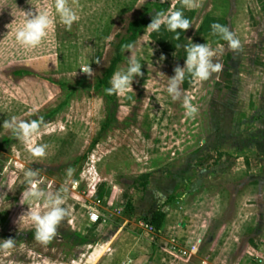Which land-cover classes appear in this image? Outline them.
I'll list each match as a JSON object with an SVG mask.
<instances>
[{"label": "rangeland", "instance_id": "374dc122", "mask_svg": "<svg viewBox=\"0 0 264 264\" xmlns=\"http://www.w3.org/2000/svg\"><path fill=\"white\" fill-rule=\"evenodd\" d=\"M69 3L79 16L71 30L54 0H0V138L10 137L0 143V240L16 244L11 256H0L3 264H95L102 254L97 264H264V11L257 0H201L194 10L181 0ZM165 3V13L177 5L193 12L183 38L207 43L223 71L203 82L192 78L173 101L168 77L184 62L145 29L131 44L143 72L134 92L95 89L126 23L151 18ZM29 10L55 17L36 48L15 40ZM205 17L234 31L242 51L202 34ZM128 55L114 72L127 67ZM84 64L92 77L80 70ZM19 69L28 73L15 74ZM184 96L198 109L194 117L186 115ZM13 116L43 119L36 142L48 145L45 157L32 156L2 127ZM5 169L21 178L38 170L42 189L67 190L70 215L47 245L28 236L33 229H17L27 206L19 204L23 186L8 191ZM157 208L165 217L155 231L146 220Z\"/></svg>", "mask_w": 264, "mask_h": 264}, {"label": "clouds", "instance_id": "9594fccd", "mask_svg": "<svg viewBox=\"0 0 264 264\" xmlns=\"http://www.w3.org/2000/svg\"><path fill=\"white\" fill-rule=\"evenodd\" d=\"M75 2L76 0H72L73 4ZM181 4L182 8L194 10L201 6V0H181ZM54 10L60 23L68 30H71L73 23L79 20V16L69 0H54ZM22 12L24 22L16 29L15 40L26 48H36L48 35L49 29L54 27L55 17L47 10ZM9 26L10 24L7 25L8 28ZM162 26L168 31L176 33V39H179V32L187 31L192 27V24L184 16L182 10H171L167 13L161 11L152 16L146 29L149 32L159 31ZM211 29L213 35H218L220 39L227 42V48L230 51L234 53L242 51L243 46L240 39L228 26L213 23ZM184 47L186 52L184 66H176L174 75L168 77L166 91L173 101H178L183 96L181 85L186 75L203 82L209 80L213 74L221 73L224 69L222 63L214 62L213 58L216 53L207 43L191 42ZM125 49L130 53L127 67L114 72L110 80L111 86L105 89L108 95H124L128 92H134V79L143 76L142 64L136 56L134 46L129 44L125 46ZM164 59L165 57L162 55L160 60L163 61ZM95 62L100 63L98 59ZM80 70L89 77L95 74L90 64L82 65ZM161 75L164 74L161 73ZM183 107L189 117H194L198 111L187 96L183 97ZM43 123L42 118L26 121L13 116L4 120L2 127L9 130L13 138L23 142L32 156L43 158L47 154L48 145L36 142ZM72 171V169H68L69 176H71ZM5 173L9 175L6 185L8 191L15 192L17 187L23 186L19 204L26 205L27 210L17 217L15 221L17 229H33L35 240L42 245H47L57 236L59 225L70 215L69 208L65 206L63 194L67 190H52L51 186L48 187V190L42 189L39 172L35 169L25 170L22 178L16 172L8 173L7 169H5ZM15 247L14 238L9 237L0 240V256L3 258L11 256ZM0 264H3V259H0Z\"/></svg>", "mask_w": 264, "mask_h": 264}, {"label": "trees", "instance_id": "16d2710c", "mask_svg": "<svg viewBox=\"0 0 264 264\" xmlns=\"http://www.w3.org/2000/svg\"><path fill=\"white\" fill-rule=\"evenodd\" d=\"M260 8L262 11H264V0H257ZM158 8V12H166L168 9V5L156 4ZM175 10H182L184 13V16L190 20L191 15L193 12H185L182 8H180V5L175 6ZM151 18L147 19L144 15H140L138 17H135L131 20H129L126 23L125 31L122 35L118 37L116 42L113 43V55L109 61V65L104 70L102 76L96 78V81L94 83V88L99 89L100 87L108 88L109 84V78L111 77L112 73L114 72L117 65L123 60L124 52L126 51L125 46L129 44H133L138 37V35L146 29L147 25L151 22ZM213 23H219V21L213 17H205L199 27V31L204 35H213L211 25ZM184 32H179V39H176V33L168 31L165 27H161L159 31H153L150 32V37L154 39L160 46L163 47V49L169 51L174 50L176 53L177 58L181 62H185V45H188L189 43L183 38ZM221 42H225L221 39ZM17 75H22L28 73L26 70L19 69L14 71ZM192 77L186 75L185 80L182 84L184 88L188 87L191 83ZM59 87H66L63 82L58 83ZM34 119H40V118H33ZM30 120V121H31ZM110 121V118H107L106 121L103 122L102 126L100 127V131L103 132L108 123ZM100 132V133H101ZM96 140H94L92 143L94 144ZM0 143H3L4 145H8L10 143V137H2L0 138ZM166 201L169 202H175L177 201V198H168ZM165 214L160 209L157 208L150 214V217L146 220L147 224L150 225L155 231H158L162 225L164 220ZM28 236L34 237V231H31L28 233Z\"/></svg>", "mask_w": 264, "mask_h": 264}, {"label": "crops", "instance_id": "0c3cea01", "mask_svg": "<svg viewBox=\"0 0 264 264\" xmlns=\"http://www.w3.org/2000/svg\"><path fill=\"white\" fill-rule=\"evenodd\" d=\"M98 246H100V245H98ZM103 247H105V245H103ZM103 253H104V251H103ZM102 256H103V254L98 258V260L95 262V264H97L101 260ZM120 264H124V262H121Z\"/></svg>", "mask_w": 264, "mask_h": 264}, {"label": "built area", "instance_id": "2783aa9c", "mask_svg": "<svg viewBox=\"0 0 264 264\" xmlns=\"http://www.w3.org/2000/svg\"><path fill=\"white\" fill-rule=\"evenodd\" d=\"M92 219L95 221L97 219V216L95 214H92ZM150 226V225H149ZM151 227V226H150Z\"/></svg>", "mask_w": 264, "mask_h": 264}]
</instances>
